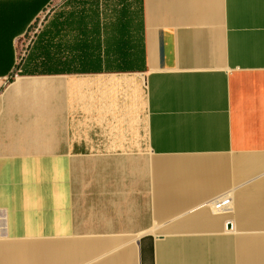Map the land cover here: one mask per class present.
Masks as SVG:
<instances>
[{
    "label": "crops",
    "instance_id": "obj_1",
    "mask_svg": "<svg viewBox=\"0 0 264 264\" xmlns=\"http://www.w3.org/2000/svg\"><path fill=\"white\" fill-rule=\"evenodd\" d=\"M0 264H264V0H0Z\"/></svg>",
    "mask_w": 264,
    "mask_h": 264
},
{
    "label": "built area",
    "instance_id": "obj_2",
    "mask_svg": "<svg viewBox=\"0 0 264 264\" xmlns=\"http://www.w3.org/2000/svg\"><path fill=\"white\" fill-rule=\"evenodd\" d=\"M39 23H37V25L35 26L34 29H31L28 33H27V37L25 39H23L21 41V43L19 44V54L18 57L16 59V65L19 64V62L22 60V58L25 57L26 55V48L33 42L36 32L39 29ZM213 209L215 211H221V210H226L229 205H230V198L229 197H221L220 199H217L216 202L211 204Z\"/></svg>",
    "mask_w": 264,
    "mask_h": 264
}]
</instances>
